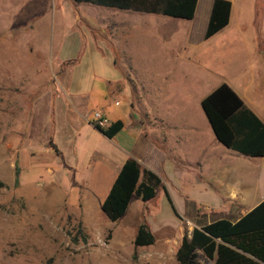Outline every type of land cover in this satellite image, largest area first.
Returning <instances> with one entry per match:
<instances>
[{
	"label": "rangeland",
	"instance_id": "rangeland-1",
	"mask_svg": "<svg viewBox=\"0 0 264 264\" xmlns=\"http://www.w3.org/2000/svg\"><path fill=\"white\" fill-rule=\"evenodd\" d=\"M114 10L130 27L126 42L121 33L111 41L101 31L105 24L111 28L106 15ZM205 25L201 9L188 20L73 0H0V264H177L180 238L133 243L146 217L159 215L171 225L178 220L161 192L149 201L133 196L120 223L112 225L100 204L107 178L99 179L89 196L93 213L86 214L73 172L48 151L43 131L57 125L45 119L41 82L56 77L58 59H74L62 81L79 84L97 66L132 91L150 84L151 100L169 85L183 95H200L222 81L264 105L256 94L264 80V0H235L223 33L188 44L184 27L191 26L196 40ZM136 33L141 36L135 39ZM188 226L184 222L183 232ZM196 264L211 261L198 250Z\"/></svg>",
	"mask_w": 264,
	"mask_h": 264
},
{
	"label": "crops",
	"instance_id": "crops-1",
	"mask_svg": "<svg viewBox=\"0 0 264 264\" xmlns=\"http://www.w3.org/2000/svg\"><path fill=\"white\" fill-rule=\"evenodd\" d=\"M230 1L228 24L205 38L204 32L213 0H197L194 16L188 20H194L201 9L206 25L204 32L196 40L190 35L191 26H185L187 43H195L203 38L212 39L223 33L231 23L235 0ZM107 18L113 20V24L110 30L107 29L108 24L104 25L101 29L103 36H109L112 41L120 38L121 33L123 42H126L131 30L125 26V18L120 17L118 11L107 14ZM138 35L141 36L136 33L135 39ZM168 54L171 55V52ZM119 55L117 52L113 68L117 65ZM262 55L261 60H264V53ZM57 61L56 77L41 82L45 89L40 93L47 103L48 115H45V119L56 120L57 129L43 132L46 133L49 145L52 142L56 146V150H48L54 153V160L69 167L76 183L81 187V193L86 200V214L93 213L88 210L91 204L89 196L94 193L97 181L107 178L100 197L101 204L122 164L128 158L135 159L141 169H149L160 178L161 183L151 199L161 192L178 219L171 225L160 221L159 215L146 217L141 223L149 227L155 240L167 235L181 240L184 222L189 224L188 233L195 226L218 219L236 222L264 200V155L249 156L225 147L218 141L201 107V100L218 85L226 82L221 81L200 95H183L169 85L166 94L155 96L151 100L150 84L142 83L138 89L132 91L116 75L103 76L104 73L97 70V66L91 69L89 78L79 84L62 81L61 75L66 65L74 59ZM232 89L239 95L233 87ZM256 94L264 97V80L259 84ZM240 97L245 106L264 123V105L248 95ZM145 99L151 102L149 108L144 105ZM96 109L102 110L110 123L121 120L122 129L112 137L104 135L93 121L92 112ZM155 204L152 203L154 208ZM197 215L203 221L195 224L194 218ZM121 218L111 224L120 223Z\"/></svg>",
	"mask_w": 264,
	"mask_h": 264
},
{
	"label": "trees",
	"instance_id": "trees-1",
	"mask_svg": "<svg viewBox=\"0 0 264 264\" xmlns=\"http://www.w3.org/2000/svg\"><path fill=\"white\" fill-rule=\"evenodd\" d=\"M105 7L131 9L147 13L190 19L194 16L197 0H73ZM231 11L230 0H213L204 37L208 38L226 26ZM201 107L218 141L225 147L249 156L264 155V123L245 106L241 97L227 83H221L202 100ZM123 127L121 120L99 128L112 137ZM50 146L56 150L55 144ZM19 172H15V184ZM160 178L151 170L141 169L135 159L122 164L101 210L107 218H121L133 196L142 201L154 197ZM166 192V190H165ZM167 193V192H166ZM174 209V207H173ZM175 214L178 216L174 209ZM155 237L145 223L136 229L135 246L153 244ZM198 250L211 264H264V200L236 222L214 220L184 232L175 250L177 264H196Z\"/></svg>",
	"mask_w": 264,
	"mask_h": 264
},
{
	"label": "built area",
	"instance_id": "built-area-1",
	"mask_svg": "<svg viewBox=\"0 0 264 264\" xmlns=\"http://www.w3.org/2000/svg\"><path fill=\"white\" fill-rule=\"evenodd\" d=\"M92 117L95 125L99 128H105L110 124L108 117L100 109L93 110Z\"/></svg>",
	"mask_w": 264,
	"mask_h": 264
}]
</instances>
